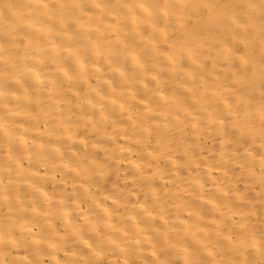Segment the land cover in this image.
<instances>
[{
  "label": "bare ground",
  "instance_id": "obj_1",
  "mask_svg": "<svg viewBox=\"0 0 264 264\" xmlns=\"http://www.w3.org/2000/svg\"><path fill=\"white\" fill-rule=\"evenodd\" d=\"M264 0H0V264H261Z\"/></svg>",
  "mask_w": 264,
  "mask_h": 264
},
{
  "label": "clouds",
  "instance_id": "obj_2",
  "mask_svg": "<svg viewBox=\"0 0 264 264\" xmlns=\"http://www.w3.org/2000/svg\"><path fill=\"white\" fill-rule=\"evenodd\" d=\"M261 264H264V261H261Z\"/></svg>",
  "mask_w": 264,
  "mask_h": 264
}]
</instances>
